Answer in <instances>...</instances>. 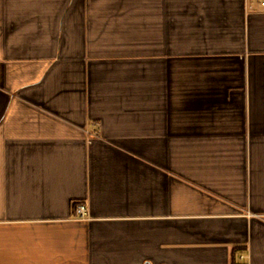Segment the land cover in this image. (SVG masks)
Here are the masks:
<instances>
[{"label": "crops", "instance_id": "1", "mask_svg": "<svg viewBox=\"0 0 264 264\" xmlns=\"http://www.w3.org/2000/svg\"><path fill=\"white\" fill-rule=\"evenodd\" d=\"M0 264H264V10L0 0Z\"/></svg>", "mask_w": 264, "mask_h": 264}, {"label": "built area", "instance_id": "2", "mask_svg": "<svg viewBox=\"0 0 264 264\" xmlns=\"http://www.w3.org/2000/svg\"><path fill=\"white\" fill-rule=\"evenodd\" d=\"M249 1V0H248ZM253 5H256L260 9L264 10V0H250ZM87 213L86 206L78 205L76 206V214L79 218H85Z\"/></svg>", "mask_w": 264, "mask_h": 264}]
</instances>
